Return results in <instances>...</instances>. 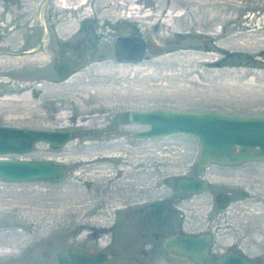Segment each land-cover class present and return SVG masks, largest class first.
<instances>
[{"label":"rangeland","instance_id":"rangeland-1","mask_svg":"<svg viewBox=\"0 0 264 264\" xmlns=\"http://www.w3.org/2000/svg\"><path fill=\"white\" fill-rule=\"evenodd\" d=\"M41 1L0 0V49L28 50L37 44ZM64 1L72 8L47 0L48 35L39 52L0 55V126L73 133L64 146L37 141L26 154H0L62 160L65 165L59 183L0 179V258L26 246L31 264H55L56 253L77 244L111 250L115 257L108 264H134L136 251L146 245L153 248L140 264H195L170 259L162 239L177 231H208L214 241L206 264H215L219 251L213 196L223 176L234 179L243 171L264 168V161L233 166L213 162L201 168L193 136L136 140L131 132L147 126L126 117L130 109L158 107L264 115V45L255 49L248 42L255 24L263 27L264 0H86L80 8L79 0ZM79 26L81 35L95 34L94 41L103 49L127 28L126 34H149L166 50L136 63H119L109 53L103 61L95 56L59 82L52 62L62 58L61 42L75 41ZM239 38L241 42L232 43ZM46 66L48 80L40 81ZM25 93L27 106V100L10 99ZM110 116L125 123L127 140L143 142L137 157L144 166L139 188L136 173L134 185L127 187L105 172L113 158L103 162L100 169L105 173L95 181L93 162L101 161L95 151H114L115 143L96 142L103 132H92V125L99 127ZM182 175L204 180L201 194L180 197L176 186ZM153 202L150 210L138 212L141 205Z\"/></svg>","mask_w":264,"mask_h":264},{"label":"water","instance_id":"water-1","mask_svg":"<svg viewBox=\"0 0 264 264\" xmlns=\"http://www.w3.org/2000/svg\"><path fill=\"white\" fill-rule=\"evenodd\" d=\"M47 0L41 1L39 12L40 40L39 44L30 49L7 50L0 49V55H33L39 51L47 38L45 8ZM117 36L115 39V58L120 61L130 60L136 62L143 60L142 56L148 50L150 54H163L165 45L156 38L146 34L144 38L139 35ZM70 66L68 60L54 61L57 80L60 82L66 78V69ZM127 120L133 124L147 126L139 131H132L134 137L160 138L171 135L193 136L196 139L198 153L195 155L197 166L205 167L213 162L223 165L241 164L253 160H264V115L245 116L224 114V112L210 111H184L162 107L149 108L148 110H132L128 113ZM71 131L41 130L30 127L0 126V154L18 155L26 154L33 147L32 144L42 141L56 147L64 146L71 140ZM65 165L62 160L53 159H12L0 156V179L3 182H58L63 178ZM202 179L182 177L177 186L180 193H200L203 190ZM210 233H198L195 235L185 233L166 235L163 238V251L167 252L172 260L191 261L195 264H206L210 256L212 239ZM57 264H105L108 254L88 253V250L78 246L66 247L57 254ZM211 264V263H210ZM215 264H253L251 260L242 258L231 252L222 258H218Z\"/></svg>","mask_w":264,"mask_h":264},{"label":"flooded vegetation","instance_id":"flooded-vegetation-1","mask_svg":"<svg viewBox=\"0 0 264 264\" xmlns=\"http://www.w3.org/2000/svg\"><path fill=\"white\" fill-rule=\"evenodd\" d=\"M93 19L94 18H92V20ZM90 27H91L90 25L87 27L88 30H90ZM81 28H82L81 26L77 27L75 33L73 34V36L77 35L75 41L61 42V48H59L58 50L62 53L61 56L62 58L54 60V61L68 60L70 66L65 71L66 77L73 74L75 70H77L78 68L79 69L84 68L85 65L87 64V61H90L95 56L100 61H103L105 54L107 55V53H109L111 56H113L112 57L113 60H116L115 50H114L116 41L108 44L109 46L107 47V49H103L102 46H99L97 41H94L93 38L94 36H96L95 34L89 36L88 34L83 33V35H81V33L83 32ZM125 32H128L127 28H124L123 34ZM117 36L118 35H116L115 38ZM36 43L39 44V42ZM43 45H44V41H43ZM43 45L40 48V50L43 48ZM149 55L152 56V54H150V52L146 50L142 58L146 59ZM54 61L52 62L53 63L52 73H54L55 77L57 78L58 73H56L55 71ZM116 61L119 62L118 60ZM47 68L48 67L46 66L45 69L41 71L40 73L41 76L39 77L40 81L44 80L45 82V80H48L49 75L47 73ZM112 116H110L108 120H105L104 124H99L100 125L99 127H95V124L92 125V127L94 126L93 128H95L94 130H92V132L97 133V131H100V129L103 132V134L102 133L98 134V136L100 137L96 140V142L107 143L110 141L115 143L114 151L113 150L95 151L96 154H99L97 157L101 158L100 162L99 161L93 162L94 171H96L95 181L98 180V177L102 175L100 173L101 172L100 168L104 166L103 163L104 160L102 159L115 157L116 158L115 162L111 163L112 167H110L109 170L117 178L115 180L118 181L124 180L128 187V183L132 184L133 182L134 185V181L131 179L134 178V175L132 176L133 173H136V176H138L135 178V181H137L139 176H141L142 178V167H144L143 161L142 160L139 161L137 157L142 155L140 153L143 152L142 150L143 142L140 141V143L136 142L137 144H134L133 141L127 140L126 136L127 133L129 132L128 130H125L123 128L125 123L121 120V118L115 119ZM76 131H77L76 129L73 130V132ZM135 139L137 140L138 138L135 137ZM139 139L141 140L142 137L139 136ZM135 151L136 154L134 153ZM134 155L137 158V159L135 158L136 162L132 161ZM263 161H258V162H263ZM223 165H227V164H223ZM227 166H233V165H227ZM263 169L264 168L255 167L254 170L251 169L250 171H243V173H238V175H236L234 179H230L227 176H223L222 183L220 184L221 188L213 196L215 208L217 209V215L215 216V218H217L216 228L218 229L217 249L219 253L216 259L222 258L223 256L227 255V253L231 252L232 254L240 255L244 259L251 260L253 264H264V170ZM182 177H186V176L182 175L178 177L177 186ZM193 177L198 178L197 176H193ZM193 177H186V179H191ZM234 180L235 182L233 183L232 181ZM202 181L204 182V180ZM177 186H176V190H177ZM136 187L137 188L140 187L138 185V181ZM178 193L180 197H182L183 195L191 196L193 194H196V193L187 194L185 192L180 193L179 191ZM154 204L155 202H153V204H148V206L146 207L145 205H141L140 208L137 210L139 213H143V209L149 208L150 210ZM166 209L169 210V208L167 207ZM154 210L155 209L151 211L154 212ZM206 232L199 231L190 234L195 235L198 233L202 234ZM179 233L185 234L189 232L181 231ZM210 235L213 244L214 239L212 238V234ZM73 245L77 246V244H73ZM78 247L88 250V253L92 255H94V253L97 252L108 254V261H106L105 264H108L109 261L115 257V254L108 249L98 250L95 247L89 248L88 246L85 245ZM162 247H163V241H162ZM148 248L152 249L153 247L152 246L147 247L145 245L136 251V257L134 258V260H132L134 264H140L139 263L140 261L146 260V257L149 253V251L147 250ZM163 249L164 248H162V250ZM2 254H6V256L0 258V264H31V261L33 259L31 257V254L27 252L26 246L17 249L15 248L14 252L12 253L4 252ZM57 254L58 253H56V257ZM57 263H58V257L56 259L55 264Z\"/></svg>","mask_w":264,"mask_h":264},{"label":"bare ground","instance_id":"bare-ground-1","mask_svg":"<svg viewBox=\"0 0 264 264\" xmlns=\"http://www.w3.org/2000/svg\"><path fill=\"white\" fill-rule=\"evenodd\" d=\"M60 2H59V5L60 6H62V7H65V8H72V7H70V5L66 2V1H64V0H59ZM254 1H256V2H258L259 3V1L258 0H254ZM85 3H86V0H79V2H78V8H80V7H82L83 5H85ZM260 4V3H259ZM264 7V6H263ZM259 8V7H258ZM261 18H256V21H259ZM263 23V27H260L258 24H255V28L252 30V33H251V36H250V38L248 39V42H251L252 43V45L255 47V49H258V46H262V45H264V37H262L261 36V34L263 35V32H264V18H263V21L261 22V24ZM261 31H263V32H261ZM245 38V37H244ZM241 38H239L237 41L236 40H234V42H232V43H234V44H237V42H241ZM244 41H246V39H244ZM244 41H242V42H244ZM247 42V41H246ZM231 43V44H232ZM261 48V47H260ZM156 55H159V54H156ZM155 55V56H156ZM117 60V59H116ZM144 60V59H143ZM142 60V61H143ZM119 61V63H136V62H141V60H139V61H136V62H131L130 60H125V61H120V60H118ZM28 95L25 93V95H23V96H20V97H14V98H10V99H12L13 101H18V102H20V101H22V100H27L26 101V103H25V105L27 106V104L29 103V100H28ZM19 106H21V104L19 105ZM63 116L62 117H66V114H62ZM108 158H103L102 160H104V161H106ZM114 159V161H109V162H111V163H113V162H115V157L113 158ZM258 162V161H257ZM110 163V164H111ZM248 163V162H247ZM105 164H106V162H105ZM104 164V165H105ZM109 168L110 167H108V169L105 171L106 173L107 172H110L111 173V171L109 170ZM109 170V171H108ZM102 172H100V173H102V175L105 173V172H103V170H101ZM112 178H113V180H115V179H117L114 175H112ZM116 181H118V180H116ZM57 183H59V182H57ZM201 194V193H200ZM0 251H4V250H0Z\"/></svg>","mask_w":264,"mask_h":264}]
</instances>
